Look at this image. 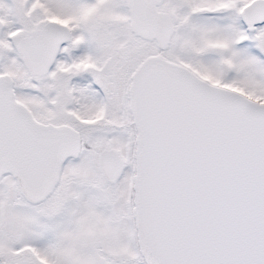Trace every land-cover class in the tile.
Returning <instances> with one entry per match:
<instances>
[{"label":"snow or ice","instance_id":"6c2138e0","mask_svg":"<svg viewBox=\"0 0 264 264\" xmlns=\"http://www.w3.org/2000/svg\"><path fill=\"white\" fill-rule=\"evenodd\" d=\"M0 264H264V0H0Z\"/></svg>","mask_w":264,"mask_h":264}]
</instances>
